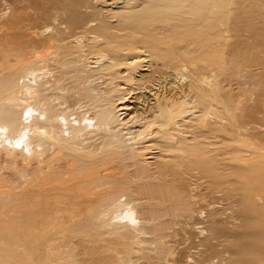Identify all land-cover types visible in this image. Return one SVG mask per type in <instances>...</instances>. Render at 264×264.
<instances>
[{"label":"rangeland","instance_id":"obj_1","mask_svg":"<svg viewBox=\"0 0 264 264\" xmlns=\"http://www.w3.org/2000/svg\"><path fill=\"white\" fill-rule=\"evenodd\" d=\"M77 20L80 24L71 28L69 22ZM36 32L65 35L62 47L71 70L104 75L88 86L107 102L126 97L132 110L124 120L149 110L159 97L176 94L178 73L186 77L185 95L189 87L194 91L184 97L189 114L183 128L174 120L157 127L154 139L139 146L138 166L108 165L114 181L100 174L84 184L71 183L76 187L63 193L77 197L62 209L73 211L74 218L88 213L99 220L95 231L117 203L131 216L125 223L136 227L127 248L117 238L116 224L106 237L93 236L86 245L78 236L72 251L82 259L79 264H123L121 258L127 264H156L164 248L167 260L163 256L157 264H264V0H0V46L5 35L23 44L29 42L27 33ZM10 48L3 46L0 53ZM69 84L64 82L60 94L70 95ZM156 84L161 85L157 96ZM148 155L153 159L146 160ZM9 172L0 171L4 178ZM162 223L171 227L169 237ZM160 225L164 231L158 234ZM18 233L15 238L26 232Z\"/></svg>","mask_w":264,"mask_h":264},{"label":"bare ground","instance_id":"obj_2","mask_svg":"<svg viewBox=\"0 0 264 264\" xmlns=\"http://www.w3.org/2000/svg\"><path fill=\"white\" fill-rule=\"evenodd\" d=\"M71 22H69L71 28L80 24L79 20ZM45 31L47 32V30ZM44 32L25 33L29 42L23 44L9 42L13 38L5 35L2 45L11 46V48L8 51L1 50L0 53V162L7 164V167L6 165L0 166V171L3 169L10 171L6 178L3 177L4 173L3 175L0 173V240L7 239L6 242H3L5 244L8 242L6 245L0 243V245L7 246L0 247V264H79L82 259L72 251L76 246L77 237L83 238L79 241L85 245L89 244L93 236L94 238L95 236H98L97 238L99 236L106 237V234L110 233L109 229L115 224L119 226L117 229L120 230H117L116 233L120 237L117 234L115 236L119 239L122 238L123 247H129L131 245L129 241L136 236L134 234L136 230L133 232L131 229L136 227L129 221L125 223L126 220L131 219V216L126 214L127 208L123 203L114 204L109 215H102L104 220L102 219L103 222L99 223L100 231H95L93 225H96L98 219V221L92 220L93 218L87 217L88 213L86 217L74 218L73 211L62 209L67 201L74 197L71 198L69 195L66 197L63 193L76 187L71 183L84 184L87 180L99 177L100 174L110 179L113 177L114 181L115 173H109L108 165L118 166L120 163H124V168H126L125 163L129 161L133 167L136 166L137 162H140L138 157H141L140 152L138 153L139 146L154 139L152 134L157 127L174 120L178 123L176 125L179 128H183V120L185 114L188 113L185 111L184 97L194 93L192 87H189L185 95L183 86L186 77L184 74L178 73L180 87L176 94L161 96L159 97L160 101L155 99V106L148 107L149 110L145 108L146 110L144 109L143 112L135 113L136 115L124 120L125 116L122 117V115L132 110V107L125 104L126 97H119L117 101L111 96L114 103L110 102L113 101L112 99L107 102V96L103 98L102 94L90 89L89 86L92 81L94 82L95 76L97 81H102L104 75H100L98 72L86 76L81 72L79 74L75 68L71 70V60L68 59L69 52L65 47H62L66 36L58 33L59 31L44 36ZM103 56H100V61L97 60L93 63L92 69L99 66ZM64 82L70 83L72 88L68 87L73 89L70 95H73L76 101L73 100L74 103H71L72 109L67 105L68 99H65L69 94L66 91V94H60L66 89ZM158 84H156V89L153 88L157 90L154 94L158 93L161 86ZM131 94L133 95L132 91L127 95L133 98ZM115 101L117 105H114ZM120 111L125 112L119 114ZM144 150L147 152V148ZM152 153L153 151L148 152L149 155ZM149 155L145 158L146 160L153 159ZM17 163L20 166H17L19 165ZM111 168L113 167L111 166ZM143 172L145 171L143 170ZM138 173L133 171L134 176H138ZM148 176L145 177L148 178ZM136 190L138 191V189ZM149 191L153 194L150 192V195ZM146 192L150 196L155 195L152 190ZM158 194L159 192L155 197ZM75 197L77 196L75 195ZM161 197L164 198L162 195ZM87 208L90 207L87 206ZM97 209L98 207H96ZM170 212H167V216H170ZM155 213L158 214V212ZM159 214L161 218L162 214ZM90 215L92 216V214ZM106 215H108L107 219H105ZM154 216L158 218V216ZM153 217L151 218L155 222L156 219L154 220ZM162 222L164 223V221ZM155 223L156 226L158 222ZM73 225L76 227L71 228ZM161 226L156 227L158 234ZM167 226L165 225L164 228V230H168L165 237H169L168 232L171 228L168 229ZM140 228L149 229L142 226ZM156 228L153 230L151 226L149 230L156 231ZM18 232L26 233L23 234V237H18V235V238H15V234ZM160 237H162L160 240L164 238L161 234ZM157 240L159 239H156V242ZM157 243L161 246L163 244L162 242ZM161 246L160 249L163 248ZM163 250L158 253L161 252L160 255L164 256L165 260L167 256ZM125 256L123 255V257ZM162 257L158 260L163 261ZM121 260L123 264L127 262L126 260L124 262L123 258Z\"/></svg>","mask_w":264,"mask_h":264}]
</instances>
